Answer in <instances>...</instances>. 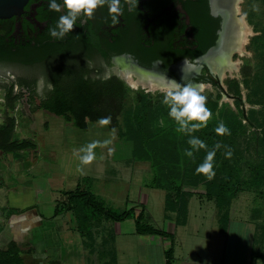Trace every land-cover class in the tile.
<instances>
[{"label": "rangeland", "instance_id": "rangeland-1", "mask_svg": "<svg viewBox=\"0 0 264 264\" xmlns=\"http://www.w3.org/2000/svg\"><path fill=\"white\" fill-rule=\"evenodd\" d=\"M240 10L239 16L244 15L246 23L252 28L253 33L250 35L248 43L246 44V54L240 55L239 53H235L233 56V61H239L238 69H232L230 72H227L226 77L222 79L227 94L225 93L226 91L219 94V91L210 84L200 90L205 98L212 97L213 99H217L219 106L230 107L238 114L241 115L243 113L244 116L250 117L246 119L241 115L244 128L236 131V136L228 143V149H233L236 155L233 157V160L237 161L236 167L239 169V178L246 181L241 183V190L232 198V204L230 206L232 220L239 221L242 224L243 228H240L239 233L236 231L237 226L235 222L234 225L231 222L229 225V227L233 226V229L231 228L233 233L230 229L229 232L223 231L219 226L216 220L217 208L215 201L208 199L205 195V179L199 181L184 177L182 182L186 191L196 194V197L192 198L190 202V214L192 215V217L190 216V220L192 222L186 226L178 225L175 214L171 216L172 220H167L165 218L164 208L166 191L161 188L151 187L152 169L150 167H141L146 164L149 165V162L136 161L130 163L131 167L135 163L134 166L139 168L136 170L134 168L133 173L135 176L133 175L130 178L128 175L126 176L129 171L125 167L127 164H125V161L119 162L118 160L120 157V159H124L123 156L127 154L126 150L117 144L122 143V141L117 139L116 134L107 128L106 123L92 122L89 130H82L73 123L67 122L63 117L56 116L44 110L33 114L27 95L24 94H20L22 99L19 104L17 102V111L15 112L13 110L19 117L16 134L20 138L35 137L37 134L44 133L42 131L44 120L50 122V130L45 132L46 135L44 137L49 142L50 138L57 140V142L51 140L52 143L50 145H53V147L50 149L49 144H46L45 147L47 150L43 148L44 144H42V141L38 142L40 143V152L43 155L45 152L46 154L54 153L49 151L52 149L57 152H55V157L52 156L53 162L58 161L60 163L61 157L59 156V152L62 155L64 154V157L72 159L64 160L69 171L72 173L68 175L65 185L61 187L63 192L78 186L81 189L91 190L97 194L96 197L98 199L104 202L105 207L112 209L115 213L132 209L133 214L136 216L142 211L141 209L144 206L145 210L142 223H148L164 231L167 230L168 233L169 226L176 224L175 227L173 226V228L177 226L174 250L178 252V264H180L179 262H181V258L184 256V247L191 244L194 239H196V257L197 255H202L205 258L206 255L211 254L209 258H215L212 255L215 252L214 254L217 258L211 261H215V264L216 262H218L217 264H221L224 258L221 257V252L225 254L230 252L231 249L234 251V245L229 242L233 240L234 235L238 234V237L239 235L245 237L244 243H246L245 241L248 239V236H251L249 241L253 242L251 238L253 239L255 226L259 225L260 227L264 223V210H262L264 209V176H260L263 181L260 187L254 184H250L251 186H249V183H247V181L253 178L251 175V164H258V162L264 159V0H243L240 3ZM246 72L249 74L246 75ZM245 77H250L252 84L260 88L258 90L255 87L257 89L256 96L252 97L248 94L250 89L244 83ZM235 78L240 80V92L243 100V104L240 107L230 86V81ZM131 89L137 91L143 90L144 92L151 91L158 99L162 98L161 93H165L159 89L148 90L142 86H138L137 88L131 87ZM136 97L137 94L133 93L127 96L126 109L136 103ZM39 101V97H36L35 105H38ZM5 110H8L5 101L0 100V120L3 119ZM20 112L22 113L21 115L19 114ZM35 118H37V122H34ZM159 119L160 122L156 125L167 127V122L164 118ZM210 119L211 116L208 117L206 123L210 122ZM249 120H252L254 125H249ZM64 130L65 132H63ZM36 139L38 140V137ZM61 140V143L58 142ZM98 140H104L109 145L113 143L112 149L107 150L104 155L108 159V156L114 151V160H118L116 164L110 165L109 169L104 170V168L100 173L95 171L96 163L93 162L97 159L96 157L98 155V150L95 147L93 148L94 158L92 162L90 161L87 164H81L80 167L78 166L80 162L79 156L81 155L79 150L82 146L85 147L89 143H94ZM60 146L59 151L55 149V147L58 148ZM95 146L97 147V145ZM31 156L26 152L20 156H15L12 153L0 151V182H5L6 180V184L9 185L8 178L14 177L17 171L28 167V160L31 159ZM24 175H21V178ZM30 175L36 176L37 172L31 171ZM260 191H263V194ZM189 198L190 196L188 197V201ZM194 211H196V218L193 217ZM1 214L2 212L0 210ZM4 214L7 215V211ZM5 215L3 216L4 220L7 218ZM135 216H130L120 221L98 215L97 218L92 220V225L94 224L92 227L93 232L95 233V230L99 228L101 234L99 236L94 234L95 238L98 236L97 241L99 242V244H95L94 252H91L93 257L90 256L94 260V264H162L165 251L173 246V237L168 238L167 242L162 244V242H159V238H151L150 234L132 235L128 233V231L136 227ZM4 220L0 222V243L5 241L4 233H6V230L4 227L6 221L4 222ZM211 224L212 226H210ZM193 226L196 227V237L192 233ZM69 227H72L71 230H75L77 225L71 222V224L69 223ZM76 236L79 237L77 233ZM74 239L77 240L76 237ZM74 244V247L78 251L80 245L78 242ZM260 253H262L261 250ZM197 260L200 259L197 257ZM203 261L207 262L205 260ZM256 261L264 262V258L261 257ZM27 262L31 263L32 260L27 258ZM93 262L90 260V263ZM75 264H81V260L76 259Z\"/></svg>", "mask_w": 264, "mask_h": 264}, {"label": "flooded vegetation", "instance_id": "flooded-vegetation-1", "mask_svg": "<svg viewBox=\"0 0 264 264\" xmlns=\"http://www.w3.org/2000/svg\"><path fill=\"white\" fill-rule=\"evenodd\" d=\"M239 3L138 0L130 9L122 0L124 11L113 24L105 0L91 17L78 16L73 29L55 39L49 29L65 9L50 10L48 0H28L20 14L0 18V100L6 102V90L13 84L18 104L21 95H27L31 109L30 98L41 101L50 96L60 75L91 81L116 76L127 83L124 66L134 69L133 79L139 73L172 84L169 78H175L182 85H203L202 89L210 84L223 93L222 79L235 62L236 52L226 41L231 22L239 17Z\"/></svg>", "mask_w": 264, "mask_h": 264}, {"label": "trees", "instance_id": "trees-1", "mask_svg": "<svg viewBox=\"0 0 264 264\" xmlns=\"http://www.w3.org/2000/svg\"><path fill=\"white\" fill-rule=\"evenodd\" d=\"M248 74L246 72V75ZM250 80V77H245L244 83L250 89L248 94L253 97L260 88L253 85ZM53 82L54 89L50 92V96L42 99L38 105H35L33 98H30L32 111L41 109L50 112L83 130L88 129L90 122H101L102 118H106L107 128L122 141L117 144L126 150L127 154L122 153L123 157L134 162H149L153 172L150 186L166 191L165 217L175 214L177 224L184 223L191 192L184 189L183 179L184 177L199 181L205 179V195L215 201L216 220L223 231L228 229L232 198L241 190V183L246 182L239 178L237 161L233 160L236 155L233 149H228V143L236 136V131L244 128L241 115L246 119L250 118L249 116H244L243 113L240 115L230 107L219 106L218 100L210 97L205 100L206 107L210 110V122L206 123L205 127L192 130L190 133L180 132L175 121L168 116V106L162 103L163 93L160 94L162 98L158 99L151 92L133 90L116 76L102 81H91L81 75H60ZM230 86L240 107L243 104L240 80L232 79ZM217 90L219 94L222 93L220 88ZM131 93L137 94L136 103L126 109L127 96ZM18 98L19 94L13 93V84H11L5 95V105L8 110L4 111L3 121L0 122V151L11 152L15 156H19L21 150L34 145L32 139L20 138L16 134L18 115L13 109ZM159 118H164L167 127L156 125L160 122ZM220 123L228 128L227 133L221 134L215 131ZM248 124L254 125L252 120H249ZM190 136L198 137L205 144L203 148L192 149L191 157L185 154V149L192 148L188 144ZM217 144L219 147H215ZM213 148H215L214 175L209 179L206 174L198 173L196 168L203 162L206 153ZM228 151L231 152L230 156L225 155ZM251 171L253 178L247 183L249 186L254 184L260 187L263 184L261 178L264 176V159L258 164H251ZM65 193L66 200L57 207L55 214H65L73 224L76 223L75 230L88 237L90 240L88 246L92 250L95 249L92 220L98 215L120 221L135 216L132 209H126L121 213L113 212L112 209L105 207L104 202L91 190L77 187ZM260 193L263 194V191ZM141 210L135 216L137 233L169 234L148 223H142L145 207L143 206ZM27 252L30 254L31 249L24 250L15 241H10L6 247H0V264H26ZM251 252L253 259L264 258V223L260 227L255 226ZM172 255L173 246L165 251L167 264H172ZM48 263L59 264V261Z\"/></svg>", "mask_w": 264, "mask_h": 264}, {"label": "crops", "instance_id": "crops-1", "mask_svg": "<svg viewBox=\"0 0 264 264\" xmlns=\"http://www.w3.org/2000/svg\"><path fill=\"white\" fill-rule=\"evenodd\" d=\"M37 113L38 112L35 111L33 114H37ZM18 120L19 117H17V123H19ZM34 122H37V118L34 119ZM91 123L92 122L89 123L87 130H89ZM49 130H50V122L48 120H44V124L42 126V131L44 133H40V135L37 134L35 135V137H30V139L34 141V145L31 148L23 149L19 152V156L25 152L32 155L30 157L31 159L28 160L29 163L28 167H25L20 171H17V174L14 177L8 178L9 180L7 181L10 182L9 185L6 184L7 183L6 180L5 182H0V198H1L0 210L2 212V214L0 215V222L4 220L3 216L5 215L4 213L7 211V215H5L7 218H5L4 220V222L6 221L5 223L6 225L4 227L6 230V233H4L5 241H2L0 243V247H6L10 241H15L22 249L24 250L31 249L30 254L27 252L25 255L26 264H49L48 263L49 261H59V264H75L76 259L81 260V264H94L93 262L94 260L90 258V256L93 257V254L91 252L94 251L92 250L91 247L88 246V242H90L88 240V237L81 235L74 229H72L73 230L72 231L71 230L72 227H69V223L71 224L72 221L70 219L68 220L65 214H55L57 207L58 206L60 207L63 201L66 200L67 194L65 193V191L74 190L77 187H75L74 189H67L64 192L63 190H61V187H63L67 182L68 175L72 173L69 171L67 164H65L67 160H72L71 158L64 157L65 155L64 154L62 155L59 152L60 154L59 156L61 157V159H60V163H58V161L53 162L52 156L55 157L56 155L55 154L56 151L54 149L49 150L54 152L52 154H46L45 152L43 155L40 152L41 151L40 143H39L40 141H42V144H44L43 148L45 150H47V148L45 147L46 144H49L50 149L53 147V145H50L52 143L51 140L57 142V140H54L52 138H50V142H49L44 137V135H46L45 132ZM63 132H65V130ZM37 137L38 140L36 139ZM58 142L61 143L62 140ZM94 144L97 145V147L95 146V148L96 150H98V155L96 157L97 159L93 161L96 163L95 164L96 172L100 173L103 171L104 168H105L104 170L109 169L110 165L116 164V162H118L119 160V162L125 161V164H127L125 167L128 168L129 171L126 174V176L128 175L129 178L133 177L134 168L135 170L139 168L134 166L135 163L133 167L130 166V163L134 162L133 160L126 158L124 159L119 158L118 160H114L115 153L113 150H112L113 153L110 156H108V159H106L104 153L107 150L112 149L113 143L109 145V143L105 142L104 140H98L95 141ZM60 148L61 146L58 148L55 147V149L57 150ZM81 164L82 163L80 161L78 163V166L80 167ZM141 167L149 168L150 166L146 164ZM31 171L37 172V175L31 176L30 175ZM21 175H24L22 176V178L24 177L23 179L21 178ZM93 193L97 195L95 192ZM194 197H196V194L191 193L188 201L186 221L178 225L186 226L187 224H190L192 222L190 220V216L192 217V215L190 214V202L191 199ZM49 208L50 210H48ZM231 216L232 214H230L229 225L230 222L233 223V225L235 222L237 226L236 231L239 233L240 228H243L242 224L239 221H233ZM193 217L196 218V211H194ZM165 218L167 220H172L171 215L170 217H165ZM175 225L173 224L174 227ZM229 225L226 232L227 231L229 232V229L232 232L233 226L229 227ZM173 226H169L168 228L169 234L166 235L150 234V235L151 238L154 237L159 238V242H162V244L166 243L168 238L173 237L172 264H178V259H179L178 252L174 250L175 248L174 241L176 240V236H177V226L176 228H173ZM210 226H212V224ZM76 233L79 235V237L76 236ZM128 233L132 235L139 234L136 232V227L128 231ZM192 233L196 237V227L194 226L192 228ZM94 234L98 236L101 235L100 229L99 228L96 229ZM95 235H94V241H95L94 244H99V242L97 241L98 236L95 238ZM73 237L74 238L76 237L77 240L74 239ZM250 237L251 236H248V239L245 241L246 243H244L245 237H243L242 235H239L238 237V234L234 235L233 240L229 241L232 245H234L233 246L234 251L231 249L230 252L225 254L221 252L222 253L221 257H224L221 264H262V261L261 262L256 261L259 258L257 259L252 258V252H251L252 241L251 242L249 241ZM251 240L253 239L251 238ZM75 241L78 242V244L80 245V249L78 251L74 247L75 245L74 243H76ZM184 249H185V253L183 254L184 256L181 258V262H179L180 264H215V261H211L217 258V256L214 254L215 252L212 254L215 258L213 257L209 258L211 254L206 255L205 258H203L202 255H197V257L200 259L197 260V257L195 255L196 239H194V241H192L191 244L184 247ZM27 258L32 260V262L31 263L27 262ZM207 258L209 259L207 260ZM90 260H92L93 263H90ZM203 260L207 262H204ZM217 263L218 262H216V264ZM162 264H167L166 256L163 258Z\"/></svg>", "mask_w": 264, "mask_h": 264}, {"label": "clouds", "instance_id": "clouds-1", "mask_svg": "<svg viewBox=\"0 0 264 264\" xmlns=\"http://www.w3.org/2000/svg\"><path fill=\"white\" fill-rule=\"evenodd\" d=\"M107 2L111 22L113 24L118 23L124 11L122 0H107ZM124 2L128 4L130 9L137 7L138 4V0H124ZM104 3L105 0H59V2L58 0H48V8L50 10L60 11L62 7L65 9L56 21L55 26L49 29V35L55 39L63 38L66 33L73 29L78 16L91 17L97 5ZM169 79H172L173 83L164 93L162 103L168 106V116L175 121L177 130L190 133L192 130L205 127L210 116V110L206 107V98L201 94L199 87L191 83L182 85L175 78ZM105 122L106 118H102L101 123ZM215 131L223 134L229 130L223 123H220ZM188 144L192 146L190 149H185V154L189 157L192 156V149L205 147L204 142L195 136L189 137ZM94 147V143H89L79 150L81 153L79 159L82 164L92 161L94 158ZM215 147H219V145L217 144ZM214 155L215 148L206 153L203 162L196 168L198 173L206 174L209 179L214 175ZM225 155L230 156L231 152L228 151Z\"/></svg>", "mask_w": 264, "mask_h": 264}, {"label": "bare ground", "instance_id": "bare-ground-1", "mask_svg": "<svg viewBox=\"0 0 264 264\" xmlns=\"http://www.w3.org/2000/svg\"><path fill=\"white\" fill-rule=\"evenodd\" d=\"M238 1L241 3L243 0H238ZM240 3L237 6L238 12L241 11ZM229 29L230 31L226 41L228 48L233 49L236 53H239L240 55H245L247 52L246 44L248 43L249 37L253 33V30L246 23V19L244 18V15L239 16L236 21H232ZM238 65H239V61H235L231 63L230 71L232 69L237 70ZM133 70H134L133 68L126 66H124L123 69L121 70V72L124 73L128 82L131 85H133V87L137 88L138 86H142L144 88L162 89L167 91V89H169L172 85L167 83V81L160 80L159 78L151 79L148 77H142L139 73L137 79H133L130 75V73L133 72ZM198 87L201 90L203 88V85L201 86L199 85Z\"/></svg>", "mask_w": 264, "mask_h": 264}, {"label": "water", "instance_id": "water-1", "mask_svg": "<svg viewBox=\"0 0 264 264\" xmlns=\"http://www.w3.org/2000/svg\"><path fill=\"white\" fill-rule=\"evenodd\" d=\"M27 2L28 0H0V18H6L15 14H20L23 11L24 6ZM126 82L129 84V86L133 87V85H131L127 79ZM147 89L153 90L150 88Z\"/></svg>", "mask_w": 264, "mask_h": 264}]
</instances>
